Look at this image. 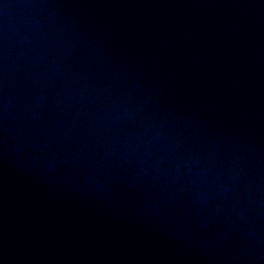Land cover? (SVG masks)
Wrapping results in <instances>:
<instances>
[{"label":"water","instance_id":"water-1","mask_svg":"<svg viewBox=\"0 0 264 264\" xmlns=\"http://www.w3.org/2000/svg\"><path fill=\"white\" fill-rule=\"evenodd\" d=\"M0 264H264V0H0Z\"/></svg>","mask_w":264,"mask_h":264}]
</instances>
